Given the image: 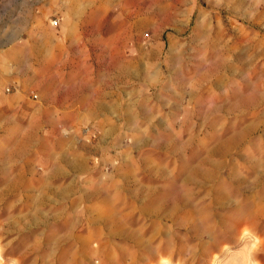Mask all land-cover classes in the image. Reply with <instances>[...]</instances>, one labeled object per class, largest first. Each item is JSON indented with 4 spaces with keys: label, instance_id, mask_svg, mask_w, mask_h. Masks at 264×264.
<instances>
[{
    "label": "rangeland",
    "instance_id": "obj_1",
    "mask_svg": "<svg viewBox=\"0 0 264 264\" xmlns=\"http://www.w3.org/2000/svg\"><path fill=\"white\" fill-rule=\"evenodd\" d=\"M26 243L264 264V0H0V264Z\"/></svg>",
    "mask_w": 264,
    "mask_h": 264
},
{
    "label": "crops",
    "instance_id": "obj_2",
    "mask_svg": "<svg viewBox=\"0 0 264 264\" xmlns=\"http://www.w3.org/2000/svg\"><path fill=\"white\" fill-rule=\"evenodd\" d=\"M17 33V32H16ZM11 36H16L15 34L7 36V41H15L16 39H11ZM22 36V30L18 31V38ZM55 90V89H54ZM64 104V103H63ZM24 137V136H23ZM22 136L18 137L14 145L18 147H23L24 139ZM89 233V232H86ZM18 247L23 246V250L26 251L25 254L20 255L18 258L19 263L24 264H149V252L152 251L148 245H143L139 248V244L135 243H104L98 244L97 246H92L90 243H81L71 246L69 249L63 248V250H72L79 253L66 254V256H60L57 252L59 250V245L50 244H39V243H26L17 244ZM21 250V249H20ZM45 251V253H35L38 251ZM104 250L108 253L100 256L99 258H93L91 251ZM143 250V263H136L138 258H135L133 251ZM26 257H30L26 259ZM70 257V258H69Z\"/></svg>",
    "mask_w": 264,
    "mask_h": 264
}]
</instances>
